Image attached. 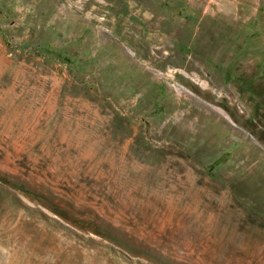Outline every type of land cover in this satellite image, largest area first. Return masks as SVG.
<instances>
[{"label": "rangeland", "instance_id": "1", "mask_svg": "<svg viewBox=\"0 0 264 264\" xmlns=\"http://www.w3.org/2000/svg\"><path fill=\"white\" fill-rule=\"evenodd\" d=\"M0 264H264V0H0Z\"/></svg>", "mask_w": 264, "mask_h": 264}]
</instances>
